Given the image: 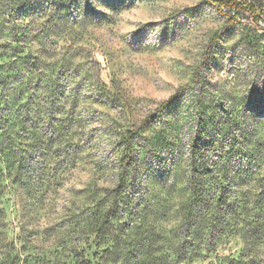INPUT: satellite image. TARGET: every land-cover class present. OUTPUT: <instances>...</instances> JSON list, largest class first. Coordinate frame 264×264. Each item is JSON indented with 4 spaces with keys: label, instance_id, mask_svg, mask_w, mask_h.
<instances>
[{
    "label": "rangeland",
    "instance_id": "obj_1",
    "mask_svg": "<svg viewBox=\"0 0 264 264\" xmlns=\"http://www.w3.org/2000/svg\"><path fill=\"white\" fill-rule=\"evenodd\" d=\"M222 1L0 0V264H264V33Z\"/></svg>",
    "mask_w": 264,
    "mask_h": 264
},
{
    "label": "trees",
    "instance_id": "obj_2",
    "mask_svg": "<svg viewBox=\"0 0 264 264\" xmlns=\"http://www.w3.org/2000/svg\"><path fill=\"white\" fill-rule=\"evenodd\" d=\"M222 3L225 2H220V10H222ZM228 4L230 3H239V2H232L228 1L226 2ZM222 12V11H221ZM224 15L228 16L226 12L223 13ZM175 99V96L171 97L168 100H165L161 103L160 107L158 108L157 112H162L165 110L169 104ZM130 148L132 149V145L130 144ZM204 145L201 143V138L198 137L195 142L191 145L190 147V156H191V174H190V185L194 190L195 195L197 196L194 204L195 207L197 208L198 214L203 213V209L206 207L208 208L211 203L210 201L204 196L203 190L201 188V183L202 180L209 174L212 173V169L210 167L209 159L204 153ZM133 159L132 153L128 154L126 157L121 159V163L123 166L129 165L131 160ZM124 177L121 178L120 185L124 183ZM221 196L218 199V203L221 205V207H229L233 208L236 204V201H233L232 199V187L231 185H226L224 184L221 189ZM110 212L107 213L105 216V222H108L110 218ZM198 218V217H197ZM220 225L218 223H215L214 226L212 227L209 235V243L212 245H215L219 233H220Z\"/></svg>",
    "mask_w": 264,
    "mask_h": 264
},
{
    "label": "built area",
    "instance_id": "obj_3",
    "mask_svg": "<svg viewBox=\"0 0 264 264\" xmlns=\"http://www.w3.org/2000/svg\"><path fill=\"white\" fill-rule=\"evenodd\" d=\"M239 3H226L222 1V6L226 10L229 17L237 20L245 25L256 27L264 33V0L262 1H246V0H229Z\"/></svg>",
    "mask_w": 264,
    "mask_h": 264
},
{
    "label": "bare ground",
    "instance_id": "obj_4",
    "mask_svg": "<svg viewBox=\"0 0 264 264\" xmlns=\"http://www.w3.org/2000/svg\"><path fill=\"white\" fill-rule=\"evenodd\" d=\"M222 10L224 11V12H226V10L224 9V7H222ZM227 13V12H226Z\"/></svg>",
    "mask_w": 264,
    "mask_h": 264
}]
</instances>
